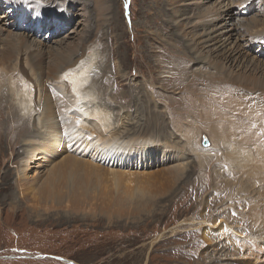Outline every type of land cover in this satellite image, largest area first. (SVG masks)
I'll return each mask as SVG.
<instances>
[{
  "label": "rangeland",
  "instance_id": "1",
  "mask_svg": "<svg viewBox=\"0 0 264 264\" xmlns=\"http://www.w3.org/2000/svg\"><path fill=\"white\" fill-rule=\"evenodd\" d=\"M4 1L0 0V45L8 38L27 40L22 46L34 49L31 56L42 60V85L53 95L48 102L59 106L60 112L69 105L67 96L71 87L66 82L65 68L58 67L65 58H55L54 52L71 47L81 58L65 66L79 71L95 59V63L104 67L102 70H115L116 75L120 68V75L126 78L123 81L126 85L116 92L117 84L109 83L103 72L96 73L92 65L88 69L84 86L95 93L93 97L103 105L112 121L118 117L130 119L125 128L134 133L135 140L151 135L155 141L168 140L182 152H190L181 161L185 166L180 177L167 172V168L180 164L171 155L172 158L149 162L144 167H130L128 157L142 159L144 156L141 148L132 143L127 145L130 155L119 158V164L106 166L85 160L79 168L87 174L83 184L63 172L68 153L60 152L53 153L40 169L28 170L25 180L17 178L21 154L14 159L16 150L9 141L6 147L4 133L23 122L16 118V106L15 116L11 117L7 105L15 101L4 87L9 73L15 77L22 73L27 79L24 73L27 68L14 71L15 60L0 65V78L5 84L0 81L3 91L0 95L3 101L0 107V264H264V90L249 83L247 86L199 76L203 79L200 85L204 83L213 89L223 82L230 84L231 91L217 97L203 96L190 104L193 95L187 78H192L197 70L189 60L186 39L176 27H171L179 22L180 26L190 29L192 14L211 10L218 1L32 0L28 3L43 4L46 14L35 5L29 10L23 5L13 10L15 7L4 6ZM224 3L241 18L239 21L235 18V22L243 26L237 64L241 65L246 57L264 64V37L248 35V25L253 21H257L258 28L264 27V0H224ZM99 5L103 6L104 14L98 12ZM161 7L169 17L181 7L186 15L178 22H175L177 18L164 21ZM97 13L102 21L100 26L95 17ZM36 14L44 15L39 25L36 22L41 17ZM178 48L185 52L187 59L177 54ZM21 65L25 66L23 60ZM52 71H56L54 76ZM97 81L108 85L98 86L99 89L94 85ZM57 84H62L67 92L63 98L58 99L59 93H53ZM127 88L138 99L128 103V99L123 101L111 96L113 93L120 97ZM147 94L149 97L153 94V100L149 101ZM184 94V102L175 105V100L179 101ZM148 108L160 116L166 128L159 136L158 129L154 131L145 121L149 117ZM31 121H26L28 127ZM214 125L229 130L231 139L226 144L220 140L213 142L207 129L216 128ZM91 126V131L105 144L114 142V137L99 125L92 122ZM188 127L200 129L191 147L179 133ZM31 130L34 131L33 126ZM203 135L208 138V146L200 142ZM235 142L243 143V148L248 146L245 151L248 148L250 152L242 166L227 159L225 150ZM74 145L86 152L85 155L94 154L92 149ZM161 149H154L158 157L163 156ZM18 151H22V139ZM72 186L75 187L73 194L79 198L75 203L69 196Z\"/></svg>",
  "mask_w": 264,
  "mask_h": 264
},
{
  "label": "bare ground",
  "instance_id": "2",
  "mask_svg": "<svg viewBox=\"0 0 264 264\" xmlns=\"http://www.w3.org/2000/svg\"><path fill=\"white\" fill-rule=\"evenodd\" d=\"M192 1L199 3L200 0H192ZM217 1L218 3L216 4L215 8L211 10L209 9L208 11H206L207 10L206 9L205 12L202 14L200 13L197 14V12H195L196 14L195 13L192 14L193 17L191 18V25L189 27L190 29L185 28L183 25L180 26L178 22L179 18L186 15V13L183 12L182 7L181 9L175 10L172 13L171 17L168 16V13L166 12V10H163L162 7L159 10L162 13L161 16L164 17L163 18L164 21L165 20L168 21V18H170L172 21L177 18L175 22L178 23L175 26L171 25V27L172 28L176 27L175 29L178 31L180 36L183 37L184 40L186 39L187 42L184 43L186 44V47L189 50V54H188L189 60L191 61L192 66L197 70L196 73L193 72L192 78L190 79L187 78L190 81V84H188V86L191 88L190 93L193 95V99L189 98L190 104L196 102L199 98L203 96L217 97L218 95L224 93L225 91H231L230 84L223 82L219 83V86L213 89L206 87L204 83H202L201 86L200 82H202L203 79H201L199 76H205L207 77V79L210 80L215 79L224 82L229 80L232 82H237L239 84H246L247 86H249L248 85L249 83V84H253V86H255L256 88H262L264 90L263 62L261 61L262 63L261 62L259 63L257 62L258 60L253 59V57L252 59L251 58L248 59L246 57L241 62V65L240 64L238 65L237 64L238 60H235L238 57L237 50H239V47L242 45V43L239 40H241L242 38L241 35L242 33L240 34V29L243 27L241 24L239 25V23L235 22V18L238 21L241 20V18L235 16L232 9L228 7V4L224 3V0H217ZM29 2H32V0H5L4 6H9V7L14 6L15 9L13 10H17L21 8V6L23 5L24 7L28 6L27 10H29L28 8L31 7V5H35L37 10L43 12L44 14L47 13V10L44 9L43 4L39 2H35L34 4H28ZM17 4L20 6H18ZM101 11L104 14L103 6L100 8V10L98 9L99 13H101ZM99 13H97V15L95 16L96 19L98 20V24H97L98 26H100L102 22ZM39 15L38 16L41 18L38 19V23H40L44 17V15L42 14ZM226 18L228 19V21L224 20ZM246 23L250 24L251 21ZM251 25L253 26V28L250 27ZM251 25H248L249 34L244 30V32L247 33L250 38L259 37V36L264 37V27L258 28L257 21H253ZM2 34H5V32H2ZM5 40L7 42H4L3 45H0V65L6 63L7 61L15 60V63H12V66H14L13 68L14 71L18 68L20 69V67L22 68L26 67L27 71L24 73L27 79H29L27 80L25 77H22L21 75L22 73L15 74L17 75L16 77L12 76V73H9L10 76L8 75L6 77L7 83L6 86L4 87V89L9 93V95L12 96V98L15 101V104L9 103L7 105L10 109L11 117L13 118L15 116V112L13 111V109L16 106L18 108L16 118L17 120L23 122V124H21L20 126H13L11 129L8 128L7 131L4 133V138H6L5 140L6 147L7 148L9 147L8 146V141H9L11 142L13 149L16 150L14 159L21 154L20 166L17 169V178H21L25 180L26 172L28 170H30L32 167H35L34 170L40 169L43 164L47 163L52 158L53 153L60 152V153H68V158L65 160L62 166V168L65 169L63 172L66 171L65 174H67L70 177L73 176L74 179L80 181V183L82 182L83 184L86 181L87 174L84 170H81L79 168H81V166L85 164L86 162L85 160L89 159L94 163H98L106 166L119 164L118 162L120 161L118 160L119 158L121 157L125 158L126 156L130 155V152L128 151L130 147H128L127 145L132 143H133L132 145H136V147L141 148L140 153L141 154L144 153V156L142 159L140 157H138V159H135L134 157H128V158L126 157L130 162L128 164L130 165V167H134V169L139 168V165L144 167L149 162H158L164 158L174 157L176 158L177 162H180V164H176L175 166L173 165L170 168H167L168 169L167 172L173 177L181 176V173L185 166L183 163H181V161L185 158V155L188 154V152H190L189 150H187L188 152L186 151L182 152L180 149H178V147H175L170 141L168 140L162 141L160 139H156L157 141H155L153 139V136L151 135L144 139L141 138L139 140L138 139L135 140L134 133L133 134L129 133L127 131L129 129L125 128V126L131 123L130 119L126 118L121 120V118L118 117L115 118L114 121H112L113 119L111 120L110 115L106 112L104 108H102L103 105L97 103L98 100H95V97H93V94L95 93L90 88H88V86L87 87L84 86L86 79L88 78L87 77L88 69L92 65V67L94 66L95 70H97L96 73L103 72L104 77L106 78V80H108L109 83L113 82L114 85L117 84L118 87L116 90L117 92L118 90H120L119 88H123L126 85L125 82H123L126 80V78L121 76L119 73L120 68H118L119 71L117 70L116 75H114L115 70H111V71L102 70L104 68V67L102 68L101 66L102 64L95 63V59H91L89 61V64L83 70L76 71L72 67H68L65 65L72 64L74 59H76L77 62L78 59L81 58L79 52L76 53V51H74L75 49L71 47H68L66 50H59L57 52H54L55 58H60L62 56H64L65 58L63 64L58 67L61 70L65 68L64 72L68 74V79L66 80V82L71 87L67 96L69 105L62 112H60L59 106H57L54 103L48 102L49 99L53 98V95L51 93H47L45 91V87L42 85L43 77L40 74L43 67L42 60L31 56L34 53V49H32L29 46H22L27 43V40L22 37H18L15 40L10 38ZM261 43L263 44V42ZM147 44L149 45L150 43L147 42ZM178 52L179 53L177 54H181L182 58L187 59V56L184 55L185 52H182L179 48H178ZM248 55L250 57L249 53ZM22 60L25 66L21 65ZM180 67H182V65ZM184 70H186V66L183 68V71ZM51 74L52 76H54L56 74V71H52ZM113 76L117 78H113ZM182 76L184 78L186 76V72ZM118 77L120 78L119 80ZM0 81H2V83L4 84L2 78H0ZM94 85L96 87L98 86L100 87L101 85H106V82L101 83V81L100 82L97 81ZM54 89L55 90L53 91V93L54 92L59 93L57 96L58 99L63 98V96H65V94L67 93L64 91L62 84L54 85ZM1 90L2 89L0 87V95L3 94V91ZM111 94H112L111 96H114V98L122 99L123 101H125L124 99H128L126 100L128 103L131 102L132 100L138 99L135 97L136 94H132L128 88L122 93L120 97L117 94H113V93ZM152 95L151 97H149L148 95L149 101L153 100ZM12 98H8V99L10 100ZM184 98H185V94L181 97L179 101L175 100L174 104L175 105L182 104L184 102ZM90 103L92 105L91 107L89 105ZM189 103L187 104V106L189 105ZM1 106H3V101L0 98V107ZM145 107H149V106H145ZM56 109H58V111H56ZM146 112L149 115V117L147 116V119L145 120L146 123L149 124L150 127H153L152 129L154 131L158 129L157 135L159 136L160 131L166 130V128H163L164 125L162 124V120L160 119V116L158 114L153 113L151 108L146 109ZM28 119L30 120L32 119L30 125L34 127V131L31 130V126L28 127V124L26 122ZM92 122H94V124L96 123L97 125H99L102 131L109 132L110 136L114 137V142L109 145L105 144V141L101 140V137L99 135L95 134L94 131H91L90 126ZM135 124L138 123L135 121ZM217 126L216 128L207 129V131L209 132L208 134L212 138L213 142L214 140L215 141L217 140V142L218 140H220L221 143L224 142L226 144V141L230 136L229 133H227L229 130L226 131L225 129L220 128L221 126L220 127ZM137 131H139V129L136 130L135 132ZM179 133L180 136L183 137V139L190 146L191 144H193L198 134H200V129L188 127V129H183V130L180 129ZM234 134L238 136L237 133ZM97 136L98 138H96ZM233 138L235 139V137ZM20 139H22L21 152L18 151V145ZM236 142L234 144L232 143V145L229 148L225 146V149L226 148L228 149V150L226 149L225 151H228L227 159L229 160L232 159L233 163L242 166L246 158L250 155V152H247L248 148L245 151V148L248 146L246 147L244 146L245 148H243V143H236ZM106 143H108V141H106ZM156 143H159L161 145H156ZM73 144L82 145L83 148H87L89 150L92 149L94 151L93 152L94 154L88 153V155H85L86 152L82 151L79 147L75 145L73 147ZM76 147L80 150L75 149ZM161 147L163 148L161 149ZM3 149L4 147H2V150ZM154 149H161L163 156L158 157L157 152H154ZM250 150H252V148ZM67 151H71L74 155ZM164 153L169 154L168 157L164 156ZM170 155L172 157H169ZM254 155L255 154L253 153L252 156ZM87 156H89V158H87ZM231 162L230 164H232ZM63 172L60 175H63ZM72 188L74 189L70 190L69 196L71 198V202L75 203L76 202L75 200H78L79 198L76 199L75 194H73L75 187L72 186ZM205 236L206 235H203V238H205Z\"/></svg>",
  "mask_w": 264,
  "mask_h": 264
},
{
  "label": "water",
  "instance_id": "3",
  "mask_svg": "<svg viewBox=\"0 0 264 264\" xmlns=\"http://www.w3.org/2000/svg\"><path fill=\"white\" fill-rule=\"evenodd\" d=\"M201 144L203 145V146H208L209 145V141H208V138L206 137V136H202V138H201Z\"/></svg>",
  "mask_w": 264,
  "mask_h": 264
}]
</instances>
